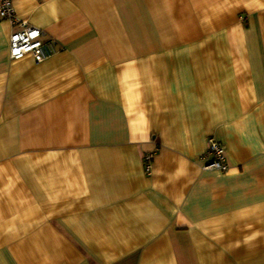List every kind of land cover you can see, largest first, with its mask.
Masks as SVG:
<instances>
[{
  "label": "crops",
  "instance_id": "1",
  "mask_svg": "<svg viewBox=\"0 0 264 264\" xmlns=\"http://www.w3.org/2000/svg\"><path fill=\"white\" fill-rule=\"evenodd\" d=\"M12 6L56 52L0 17V264H264V0Z\"/></svg>",
  "mask_w": 264,
  "mask_h": 264
},
{
  "label": "built area",
  "instance_id": "2",
  "mask_svg": "<svg viewBox=\"0 0 264 264\" xmlns=\"http://www.w3.org/2000/svg\"><path fill=\"white\" fill-rule=\"evenodd\" d=\"M0 17L7 20L16 29L9 37V58L19 60L26 55H31L35 63L39 64L55 54L56 48L53 41H43V32L24 21L17 19L12 0H0ZM208 149L202 160L203 169L209 171L227 172L224 149L214 138L207 140ZM152 154L143 157L144 169L147 175L150 174Z\"/></svg>",
  "mask_w": 264,
  "mask_h": 264
}]
</instances>
